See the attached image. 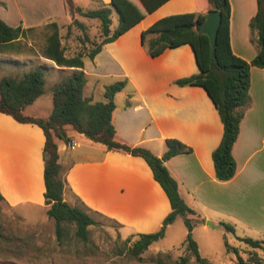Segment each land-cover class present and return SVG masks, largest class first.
Instances as JSON below:
<instances>
[{"label":"crops","instance_id":"crops-1","mask_svg":"<svg viewBox=\"0 0 264 264\" xmlns=\"http://www.w3.org/2000/svg\"><path fill=\"white\" fill-rule=\"evenodd\" d=\"M102 1L111 3V0ZM229 2L232 51L251 62L258 52L250 38V22L257 12V0ZM200 9L198 0H170L117 41L106 45L95 58L91 72L88 67L92 65L85 63L88 82L84 96L93 102L106 100H97L98 82L89 83L91 77L113 73L120 80L128 79L133 93L128 95L125 105L116 104L114 113L118 140L146 147L158 157L167 152L169 139L191 147L192 153L175 156L166 166L178 182L183 200L205 221L195 229L210 228L207 221L215 223L217 219L220 227L227 222L235 227L236 233L242 229L264 240V68L251 69V104L233 149L236 175L229 181H219L212 157L224 134L218 111L202 87L175 84L179 79L199 73L192 47L167 49L153 58L142 44V33L156 21ZM66 12L64 0H0V18L14 28L38 29L53 22L59 24L58 15L66 16ZM37 54L16 45L0 46V81L9 76L21 78L36 67L47 68L44 95L24 111L27 116L46 119L54 109L52 87L72 70ZM51 73L54 81L49 85ZM66 130L70 143L57 139L60 164L68 183L65 201L74 206L84 205L112 219L123 238L160 231L172 207L146 161L109 151L70 127ZM45 142L39 126L23 124L0 113V194L3 198L0 200L23 220L21 207L37 211L41 214L40 220L55 224L47 215L49 207L45 202ZM72 143L74 149L69 145ZM171 228L172 224L167 226L165 237Z\"/></svg>","mask_w":264,"mask_h":264},{"label":"trees","instance_id":"trees-1","mask_svg":"<svg viewBox=\"0 0 264 264\" xmlns=\"http://www.w3.org/2000/svg\"><path fill=\"white\" fill-rule=\"evenodd\" d=\"M169 1L111 0L110 4H106L102 0H97L98 8L84 10L76 4L75 0H64L73 17L80 15L99 21L101 34L99 41H91L86 26L74 18L68 27V34H71L72 26H75L84 34V41L82 40L83 44L79 50L72 56H68L62 43L59 25L53 22L44 27L47 35L42 56L55 62L59 67L72 70L52 87L54 109L49 118H35L24 113L28 106L44 95L47 68L36 67L26 72L21 78L9 76L0 81V113L9 115L23 124H35L44 132L46 138L43 152L45 202L49 207L47 215L55 221L56 235L60 242L66 224H71L76 228L75 236L87 243L90 235L89 227L97 224L93 214L104 217L84 205L74 206L65 201L68 183L66 171L60 164L57 139L70 143L66 130L70 127L109 151L143 158L170 201L172 212L164 220L160 231L137 235L138 238L132 243L130 249L134 257L140 258L152 244L163 239L167 226L181 217L188 231L182 247L192 252L197 261L207 262L200 256L199 246L193 239L195 227L205 221L197 216L196 211L183 200L179 184L166 166V162L171 158L192 153L193 149L178 140L169 139L166 141L167 152L163 157H158L146 147L132 146L118 140V132L114 124L116 111L114 98L126 87L128 79L107 86L105 101L93 102L91 98L84 96V89L88 82L84 70L86 61H94L106 45L117 41ZM198 1L202 9L199 12L171 15L156 21L142 33V44L148 48V53L153 58L160 56L167 49L183 45L192 47L199 73L179 79L175 84L181 87H202L213 101L224 126V134L220 145L213 151L212 157L217 179L229 181L237 172L233 149L240 135L245 112L251 104V69L252 67L264 68V0H257V12L250 22V38L258 50L255 59L251 62L238 57L232 51L230 42L232 10L229 0ZM212 10L222 14V23L214 47L209 37L201 32L207 13ZM114 12L118 16L116 27L113 26ZM35 31V28L11 27L0 18V46H15L21 39H26L29 33ZM0 199H3L1 194ZM195 216H197L196 219H194ZM222 226L227 232L236 235L233 225L222 223ZM238 239L255 250L264 251V240L242 237ZM225 246L227 252L238 254V250L231 247L227 239H225ZM187 262L188 259L183 258L181 264H187ZM257 263L264 264V259Z\"/></svg>","mask_w":264,"mask_h":264},{"label":"rangeland","instance_id":"rangeland-1","mask_svg":"<svg viewBox=\"0 0 264 264\" xmlns=\"http://www.w3.org/2000/svg\"><path fill=\"white\" fill-rule=\"evenodd\" d=\"M75 2L84 10L96 9L99 6L97 0H75ZM66 11L68 15H58L56 21L59 23L66 53L68 56H72L82 47L84 34L75 26H72L71 34H68V27L72 24L70 20L75 18L82 22L87 28V34L91 41L100 40V22L80 15L73 17L67 7ZM113 21V26L116 27L118 16L115 12ZM46 33L44 27H40L35 32L29 33L26 39H21L16 46L20 49L26 48L28 52L35 55L41 54L46 41ZM29 43L32 46H29ZM86 62L92 65L88 67L91 72L95 65L94 61ZM111 69L109 67L108 70ZM53 75L51 73L48 76L49 85L54 81ZM94 80L98 82V101L105 99L107 86L120 81L113 73L102 75L99 78L91 77L89 83ZM132 93V86L127 84L116 95L117 106L125 105L129 98L128 95L131 96ZM20 213L25 215L24 220L13 215L0 200V264H181L183 258L188 259L187 264H258V261L264 259L263 250H255L238 239V237L247 238L246 236H249L254 240H261L262 238L258 234L248 235L239 229L236 235H233L227 232L224 227H220L217 219H214L215 223L210 221L213 223V227L217 228L210 226V228L204 229L199 226L193 231V239L199 246L200 256L207 260V262H199L192 252L188 251L186 247H182L188 231L181 217L172 224L166 237L153 244L150 250L138 258L134 257L130 251L132 243L138 237L123 238L119 232V226L106 216L101 217L93 214L97 224L89 227V240L84 243L75 236L74 225L66 224L60 242L57 235L54 238L56 232L54 222H47V219L40 220L42 219L40 213L29 211L25 207H21ZM225 239L231 247L238 250V254L226 251Z\"/></svg>","mask_w":264,"mask_h":264},{"label":"water","instance_id":"water-1","mask_svg":"<svg viewBox=\"0 0 264 264\" xmlns=\"http://www.w3.org/2000/svg\"><path fill=\"white\" fill-rule=\"evenodd\" d=\"M221 23V12L212 10L207 13V18L201 26V32L209 37L212 47H214L217 42L218 32ZM207 225L212 227L214 226L213 223L210 221L207 222Z\"/></svg>","mask_w":264,"mask_h":264},{"label":"built area","instance_id":"built-area-1","mask_svg":"<svg viewBox=\"0 0 264 264\" xmlns=\"http://www.w3.org/2000/svg\"><path fill=\"white\" fill-rule=\"evenodd\" d=\"M70 145V147L72 148V149H74L75 148V144L74 143H72V144H69Z\"/></svg>","mask_w":264,"mask_h":264}]
</instances>
